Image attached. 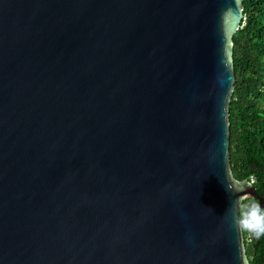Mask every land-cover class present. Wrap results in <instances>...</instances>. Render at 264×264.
Returning <instances> with one entry per match:
<instances>
[{"label": "water", "instance_id": "water-1", "mask_svg": "<svg viewBox=\"0 0 264 264\" xmlns=\"http://www.w3.org/2000/svg\"><path fill=\"white\" fill-rule=\"evenodd\" d=\"M243 0H0V264H252L231 165Z\"/></svg>", "mask_w": 264, "mask_h": 264}, {"label": "trees", "instance_id": "trees-1", "mask_svg": "<svg viewBox=\"0 0 264 264\" xmlns=\"http://www.w3.org/2000/svg\"><path fill=\"white\" fill-rule=\"evenodd\" d=\"M243 1L246 19L234 36L231 165L238 179H253L264 198V0ZM253 211L260 218L264 205L261 200L248 198L240 210L247 253L252 264H264V224L255 226Z\"/></svg>", "mask_w": 264, "mask_h": 264}, {"label": "snow or ice", "instance_id": "snow-or-ice-1", "mask_svg": "<svg viewBox=\"0 0 264 264\" xmlns=\"http://www.w3.org/2000/svg\"><path fill=\"white\" fill-rule=\"evenodd\" d=\"M252 220L255 221V226H259L261 224V218L257 217L255 214H253Z\"/></svg>", "mask_w": 264, "mask_h": 264}, {"label": "clouds", "instance_id": "clouds-1", "mask_svg": "<svg viewBox=\"0 0 264 264\" xmlns=\"http://www.w3.org/2000/svg\"><path fill=\"white\" fill-rule=\"evenodd\" d=\"M253 214H255L257 217H258V214H257V212L256 211H253L252 212V217H253ZM260 218H261V224H264V214H261V216H260ZM262 230H264V228H262Z\"/></svg>", "mask_w": 264, "mask_h": 264}, {"label": "built area", "instance_id": "built-area-1", "mask_svg": "<svg viewBox=\"0 0 264 264\" xmlns=\"http://www.w3.org/2000/svg\"><path fill=\"white\" fill-rule=\"evenodd\" d=\"M245 19H246V16H245ZM245 22V21H244ZM253 180V179H252ZM254 181V180H253Z\"/></svg>", "mask_w": 264, "mask_h": 264}]
</instances>
